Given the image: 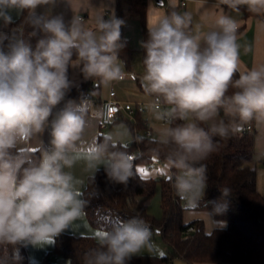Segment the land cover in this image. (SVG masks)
I'll return each mask as SVG.
<instances>
[{
	"label": "clouds",
	"instance_id": "1",
	"mask_svg": "<svg viewBox=\"0 0 264 264\" xmlns=\"http://www.w3.org/2000/svg\"><path fill=\"white\" fill-rule=\"evenodd\" d=\"M55 2L0 0V19L6 25L13 22L7 10L16 9L27 12L25 23L33 29L28 38L19 30L0 33V264H21L22 247L55 244L85 215L83 181L71 171L81 159L89 171L102 165L117 183L126 185L135 175L123 133H108L102 142L95 136L86 139L95 115L92 100H69L49 119L71 87L70 67L105 85L125 78L119 59L124 21L115 15L98 17L93 30L76 17L66 23L63 15L37 13L39 6ZM220 4L235 12L246 6L251 13L264 14V0ZM239 27L236 19L222 14L213 30L193 31L192 15L173 10L148 27L149 38L142 43L146 56L141 83L153 97L149 110L154 119L165 125L153 140L165 152L168 180L182 210L203 211L214 230L227 227L213 216L224 214L228 201L204 200L208 177L203 161L218 150L214 138L240 133L252 121L264 124V66L240 70ZM40 34L33 48L30 40ZM49 127V146L39 140L38 157L35 149L21 147ZM230 195V188L221 189L223 198ZM152 235L139 215L117 218L92 237L96 246L84 254L83 264H129L145 249L154 251Z\"/></svg>",
	"mask_w": 264,
	"mask_h": 264
},
{
	"label": "trees",
	"instance_id": "2",
	"mask_svg": "<svg viewBox=\"0 0 264 264\" xmlns=\"http://www.w3.org/2000/svg\"><path fill=\"white\" fill-rule=\"evenodd\" d=\"M128 10L141 19L143 42H146L149 37L145 1L131 0ZM173 10L180 13V7H169L168 13ZM26 15V11L21 12L20 17L10 25L14 26V30L22 31L25 38H28V33L33 29L25 23ZM115 17L124 20V11L120 6ZM42 35L31 38L30 42L33 48ZM4 43L6 44L7 41L5 40ZM121 43L124 47L119 52V58L123 60L126 68L130 69L133 51L122 37V26ZM141 52L143 62L146 56L144 47ZM79 73L82 78L80 84L71 85L65 97L81 99L84 98L87 91L99 96L101 89L99 78L85 79L80 69ZM141 114L137 113L135 120L118 116L111 123L126 119L134 132L133 140L126 144V150L136 156L133 161L135 175L129 179L126 185L110 180L105 169L98 170L88 178L82 199L87 201L84 212L91 226L99 230L107 229L117 218L127 220L132 216L139 215L155 231L160 232L165 242L172 248L170 254L163 256L140 254L133 257L129 264H173L176 258L181 259L185 264H264V196L257 186V132L254 127L225 139L214 138L218 150L206 161H203L207 165L208 177L204 200L226 199L228 201V210L222 215L214 216L218 220L226 221L227 227L207 232L205 223L201 219L184 223L182 202L176 196L168 176L144 177L137 171L136 165L139 164L149 166L154 161H158L167 165L165 152L159 150L153 140L155 136L153 134L146 136L139 132V129H143V127L149 128ZM135 130H138L137 135H135ZM105 136L106 134H100L99 141L102 142ZM39 154V149L33 152L34 157H38ZM159 181L162 184L161 207L163 214L160 219H156L149 215L145 209L139 212L136 209V204L139 197L153 194ZM225 187L231 189V195L227 198L221 196V189ZM201 207L203 208V202ZM211 209L212 205L208 204L207 210L211 211ZM193 225L196 226V230L186 234L187 228ZM92 237L91 235L62 233L56 238L54 248L46 256L45 262L54 264L55 257L51 258L50 256L56 255V257L66 258L68 262L65 264H83L84 254L96 246ZM20 251L24 257L21 264H29L26 247H22Z\"/></svg>",
	"mask_w": 264,
	"mask_h": 264
},
{
	"label": "crops",
	"instance_id": "3",
	"mask_svg": "<svg viewBox=\"0 0 264 264\" xmlns=\"http://www.w3.org/2000/svg\"><path fill=\"white\" fill-rule=\"evenodd\" d=\"M147 5L146 24L147 27L154 25L159 18L168 14V8L180 7V13L188 12L192 15L193 31H209L215 27V20L219 15L225 14L236 19L240 25L238 32V43L241 44L240 52V70L245 71L253 67L264 66V14L257 15L248 11L246 6H240L239 12H235L228 8L226 5H221L220 0H184L186 5H182V0H143ZM161 1V2H160ZM131 0H56L54 5H43L37 8V13L50 12L51 15H63L65 22L68 23L73 17L78 18L85 28L95 29L98 17L105 19V13H109L111 16L116 14L118 7L120 6L124 11V23L122 24V37L126 41L128 47L133 51L131 68L127 69L133 74L135 80L129 79L127 74L123 80L113 81L108 85L101 83L100 95L96 96L98 99H105L108 97L110 89L113 87L118 97L124 101H130L134 104L142 103L148 110L141 115L146 120L148 125L153 129V135L156 136L157 130L164 127V123L154 119L153 113L149 110V105L152 103L153 97L147 95L144 92L141 78L137 74V68L142 62V43H143V25L138 15L128 10V5ZM7 14L12 17L13 22L16 21L21 12L16 9H8ZM14 31V26L5 24L0 19V33H6L11 35ZM247 46L248 50H244V46ZM122 65L125 63L121 58ZM134 61V63H133ZM143 64V62H142ZM144 66V65H143ZM126 67V66H125ZM125 72V71H124ZM137 72V73H136ZM69 80L71 85H79L82 78L79 73V68H70ZM80 102L77 98L65 97L56 108L53 110V115L49 118L54 119L56 114L61 111L64 105L69 101ZM95 115L90 120V127L88 129L86 139L91 140L93 136L99 140V135L104 134L99 128V106H92ZM146 108V109H147ZM147 114V115H145ZM111 125V124H110ZM109 125V126H110ZM256 134V157H261L257 160V186L260 190L259 182L262 181L264 187V162L258 164V161H264V124L258 125L255 121L251 122ZM50 127L41 134L40 138L32 140L30 143L21 145V147L39 149V140L42 141L45 147L49 146L50 142ZM138 131V130H135ZM134 165V163H133ZM158 165L159 167H156ZM262 165V167H258ZM161 166V167H160ZM104 169L101 165L95 172L86 169L85 162L81 159L71 169L73 175L83 181L82 193L87 185L88 178L94 175L98 170ZM137 171L144 177H161L162 173L169 176V168L166 164L154 161L149 166L144 164L136 165ZM158 177V178H159ZM83 198V195L82 197ZM209 211V210H208ZM201 219L205 223L207 232H212L216 226L213 225L211 220L203 211H198L193 214H189L184 211V223H189L193 220ZM214 220H218L213 216ZM99 229L93 228L88 222L86 215L77 221L73 222L64 233L75 235H91L94 236ZM54 244L44 245L43 247H33L29 245L26 247L29 255V264L34 261V264H45L46 256L53 250ZM181 260V259H180ZM185 264V263H184ZM198 264V263H197ZM207 264V263H199ZM223 264H235V263H223Z\"/></svg>",
	"mask_w": 264,
	"mask_h": 264
},
{
	"label": "rangeland",
	"instance_id": "4",
	"mask_svg": "<svg viewBox=\"0 0 264 264\" xmlns=\"http://www.w3.org/2000/svg\"><path fill=\"white\" fill-rule=\"evenodd\" d=\"M138 62L140 64L137 65L138 66V68H137L138 73L137 72L136 73L139 74L140 77H142L144 74V66L141 62V59L138 60ZM133 63H134V61H133ZM122 67H123V71H125L128 78L135 80L133 74H131L126 69V67L124 65H122ZM146 108L147 107L145 106V111L148 110V108L147 109ZM145 115H147V114H145ZM103 132H104V134L116 133V132L123 133L124 135L122 136V140L125 144L130 143L133 140V136H134V132L132 131L130 124L128 123V121L126 119L114 122L108 128L104 129ZM139 132L145 134L146 128L143 127V129H139ZM258 158H261L260 156L256 157V159L261 160ZM263 162H264L263 160L258 161V164H261ZM156 167H159V166L156 165ZM258 167H262V165H259ZM262 168H264V167H262ZM160 176L166 177V174L162 173ZM158 177H159V175H158ZM259 184H260V190H262L264 192V187H263L262 181H260ZM161 195H162V184L159 181V182H157V186H156V189H155L153 194L146 196V197H139L138 198V202L136 204V209L139 212L145 209V211L149 215H151L152 217H154L156 219H160L162 217V214H163L162 213V207H161ZM152 243L154 245V251L149 252L147 249H145L144 251H142L141 254L163 256V255H168L172 252L171 246L165 242V240L162 237V234L158 231H155V235L152 237ZM67 262H68V260L66 258H64L63 256H57V257H55L53 263L54 264H65ZM45 264H51V263L45 262ZM173 264H184V262L182 260H180L179 258H176V259H174Z\"/></svg>",
	"mask_w": 264,
	"mask_h": 264
},
{
	"label": "built area",
	"instance_id": "5",
	"mask_svg": "<svg viewBox=\"0 0 264 264\" xmlns=\"http://www.w3.org/2000/svg\"><path fill=\"white\" fill-rule=\"evenodd\" d=\"M181 4L184 6L186 5V1L182 0ZM111 15L107 12L105 13V19H109ZM125 73V72H124ZM126 77V73H125ZM90 91H87L84 95V98H88L92 100L93 104L92 106H99V128L100 130H104L109 127V125L118 117V116H124L128 117L132 120H135V115L137 113H143L145 112V105L142 103L134 104L133 102L130 101H124L120 99L115 91V89L112 87L109 91L108 97L105 99H98L94 93L91 95ZM162 107H164L162 105ZM149 126V125H148ZM252 129L251 123L245 125L244 130L248 131ZM138 134V131L135 132V135ZM153 134V131L151 127L146 129L145 135L146 136H151ZM129 144V143H128ZM133 156V161L135 159V154L132 153ZM150 226V225H149ZM150 228L152 229V237L155 235V229H153L151 226ZM196 230V226H190L187 228L185 231L186 234H189L191 232H194ZM51 258L56 257V255H51Z\"/></svg>",
	"mask_w": 264,
	"mask_h": 264
},
{
	"label": "snow or ice",
	"instance_id": "6",
	"mask_svg": "<svg viewBox=\"0 0 264 264\" xmlns=\"http://www.w3.org/2000/svg\"><path fill=\"white\" fill-rule=\"evenodd\" d=\"M98 234V233H97Z\"/></svg>",
	"mask_w": 264,
	"mask_h": 264
},
{
	"label": "water",
	"instance_id": "7",
	"mask_svg": "<svg viewBox=\"0 0 264 264\" xmlns=\"http://www.w3.org/2000/svg\"><path fill=\"white\" fill-rule=\"evenodd\" d=\"M161 2V1H160Z\"/></svg>",
	"mask_w": 264,
	"mask_h": 264
}]
</instances>
